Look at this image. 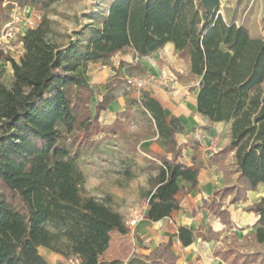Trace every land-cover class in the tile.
Instances as JSON below:
<instances>
[{"label":"trees","instance_id":"1","mask_svg":"<svg viewBox=\"0 0 264 264\" xmlns=\"http://www.w3.org/2000/svg\"><path fill=\"white\" fill-rule=\"evenodd\" d=\"M58 1L0 0V31L15 10L30 7L42 14L20 37L18 60L0 53L12 70L10 79L0 82V264H49L39 248L64 259L76 257L79 264H123L99 260L110 233L125 234L126 227L110 197L81 195L84 176L64 139L73 136L83 143L109 132L99 122L109 98L104 96L92 113L94 90L85 69L126 49L147 57L172 44L189 75L199 79L197 113L210 123L230 124L225 152H234V169L225 175L235 180L203 202L210 215L228 225L222 201L244 202L248 192L264 185V38L225 21L220 0H112L105 13L91 14L97 26L60 34L46 17ZM138 101L170 157L151 153L158 163L145 193V217L155 223L179 209L175 197L181 183L196 188L201 163L196 156L190 164L179 161L176 135L183 127L176 117L167 120L161 104L145 91ZM248 212L258 216L252 237L264 244V196ZM176 236L184 248L194 241L185 227Z\"/></svg>","mask_w":264,"mask_h":264},{"label":"crops","instance_id":"2","mask_svg":"<svg viewBox=\"0 0 264 264\" xmlns=\"http://www.w3.org/2000/svg\"><path fill=\"white\" fill-rule=\"evenodd\" d=\"M33 9L30 7H25L23 10H15L14 14H11V18H16V21L21 18H28L31 15ZM11 22V20H10ZM25 33V30L21 31L20 37ZM260 37V36H259ZM20 43V57L23 54L22 44ZM168 48V49H167ZM169 53L168 58H165L172 67L177 70L179 75H177L180 80L182 76H188L189 69L188 65L183 62H179L177 55H173L174 47L172 44H167L163 49L155 52L152 56L162 57L163 50H166ZM18 57V59L20 58ZM16 59V60H18ZM179 59V60H178ZM112 65L107 67L102 63H89L86 66L85 72L86 75H91L92 84L105 83L108 78L115 73H120L121 67H124L125 64H133L131 59H126L120 57V53L116 54L114 58L110 59ZM7 73L8 78L11 77V67L9 63ZM112 79H109L110 82ZM195 84L190 80L187 82H179L174 85V94L167 95L164 92L146 91L147 94L156 99L162 106L165 118L169 120L171 117H176L180 124L183 127L181 133L176 135L178 145L181 148V157L179 161L185 164H190L191 158L196 156L198 161L201 163V169L198 175V184L196 188L190 189L189 185L182 184L183 189L177 193L176 200L179 205V209L172 212L169 217L162 219L159 222H149L145 217V212L147 209V198L146 206L143 209V220L139 222L134 228H129L127 226L130 218V210L132 209H117L119 201L116 197H112L111 193H105L111 198L112 208L123 218V222L126 227L125 234H119L117 231H112L110 233V240L106 251L99 257V260L102 262H109L113 260L121 261L123 264H231L229 254H226V259L222 260V255L218 250L220 249L219 244L222 235L218 233L219 228L224 227L219 225L217 227V219L215 220L206 209L203 207L204 201H209L211 199L208 188H211V185L222 183L224 179L219 174H215L217 170H220L221 167V158L225 152L226 147L230 143V124L226 123H210L205 117H202L196 111V97L198 94V85L199 79L194 78ZM186 81V82H185ZM104 96V95H103ZM109 103L106 106V109L101 112L99 121L101 126L105 129H109L108 133H102L98 138L95 144L97 149L100 150L98 153L97 150L95 156H91L92 160L94 158L101 159L103 166L101 170L109 168V166L114 165V161H119V166L125 165L128 162H141L145 165H157V160L152 156L153 154H158L170 158L168 155L164 154V148L161 144V141L158 139L156 133L154 134L153 140L157 143L155 144L152 140L145 139L140 140L135 136H130V139L127 141L123 140L122 129H125L129 123L133 122V117L130 116L127 118L128 113L136 109L140 111V115L147 117L149 120V115L141 107L139 103H132L129 100L139 99V97H129L128 95H120L118 90L110 89L108 95ZM100 99L99 101H101ZM169 108V109H168ZM130 118V119H129ZM116 125L114 126V124ZM152 125L151 123H149ZM204 126V130L209 133H218V136L221 137L219 131L224 128L225 133L228 135L227 144L221 149L219 148L216 153V157H213L209 161V167L206 166L203 159L200 156V151L196 144H191L193 148V154L189 155V160H186L184 148L182 144L186 143V139L196 140V142H201L203 133H200V130H194L199 125ZM152 130L155 132L154 127ZM120 133V134H119ZM225 141V140H224ZM222 141V143L224 142ZM125 142V143H123ZM201 144V143H200ZM144 145V147H142ZM234 159V152H228ZM99 155V156H98ZM82 158V157H81ZM117 161V162H118ZM93 162V161H92ZM104 168V169H103ZM90 169L81 168L79 171L84 176V185L83 189L86 190L87 197H94L101 199L105 194H96L91 182ZM101 171V172H103ZM105 172V171H104ZM218 173V171H217ZM208 174L207 180H204V176ZM216 175V176H215ZM151 176L155 177L156 172L152 171ZM206 179V177H205ZM222 181V182H221ZM260 189V196H264V185H259L257 190ZM150 189H146V192ZM257 190L255 192H257ZM255 192H249L248 197H246L245 202H240L236 204L227 203L224 206V209L227 210L231 218L239 214V207L247 203L249 195ZM225 201V200H223ZM227 201V200H226ZM223 208V207H222ZM251 227L256 226L258 216L253 214ZM247 216V214H245ZM245 218L242 216V219ZM247 218V217H246ZM232 223H235L232 221ZM179 227H185L191 230L194 233V241L192 244L186 248L182 247L177 238V230ZM197 233L204 235L206 240H201L197 237ZM170 243V246L167 244ZM160 247H165L166 255L164 259L158 255V249ZM228 248L222 249L221 252H228ZM40 255L49 263L55 264L58 260V256L54 253H51L45 249L39 248ZM218 253V254H217Z\"/></svg>","mask_w":264,"mask_h":264},{"label":"rangeland","instance_id":"3","mask_svg":"<svg viewBox=\"0 0 264 264\" xmlns=\"http://www.w3.org/2000/svg\"><path fill=\"white\" fill-rule=\"evenodd\" d=\"M111 1L112 0H59L47 10L46 17L56 24L55 28L58 33L71 35L72 32L80 31L85 25L97 26V24L91 20V14L105 13ZM219 13L225 21H232L236 25H244L252 37L260 36L264 38V0H220ZM11 14H14V11ZM41 17L42 14L34 11L33 9V12L30 16H28V18H18L17 21L16 18L15 20H12L11 28L14 31V35L10 38H3V27L0 31V53H2L3 56L13 58L14 60L18 59L21 51L19 43L21 31H26L29 28L36 27ZM167 49L163 50V58L152 55L147 57H138L130 49L122 51L120 53V57L131 59L133 64L128 65L126 63L124 67H121L122 70H120V73H115V75L110 76L105 83L92 84V82H90L91 75H86L88 83L94 90V97L91 100L92 113L94 114V107L98 102H100V99L108 95L110 89L118 90L120 95H128L129 97L134 98L137 97V91L129 85V81H145L143 91H162L167 95L174 94V85L181 82V80L182 82H184V80L187 82L191 80L193 84H195L194 78L189 74L188 76H182L180 80L177 76L179 75V72L165 60V58H168L169 56ZM173 55H176V53L174 52ZM110 59L105 62L98 63H102L103 65L109 67L112 65V61ZM179 62L185 63L182 60H179ZM8 67L9 66L0 59L1 83H5L9 80V74L7 73ZM174 71L178 73H175ZM150 77H154L153 80L150 81ZM109 79L112 80L108 82ZM260 91L264 95V82ZM129 101L132 103H138V99H132ZM130 116H132L134 120L132 123H129L125 129H122L121 133L124 137L123 140L127 139L128 141L130 136L133 135L137 137V139H149L156 144L157 140H153L155 132L152 130L153 128L152 125L149 124L150 122L148 118L146 116H141L140 111L136 109L128 113L127 118ZM203 127L199 125L194 129L200 130V133H203L201 142L186 139V143L182 144L186 157V160L183 159V161L188 162V156L193 154L194 150L191 147V144L194 143L198 146L200 156L206 166H208L206 169L207 171L210 169L208 162L211 161L213 157L217 156L216 153L219 151V148L222 149L227 144L228 135L225 133L224 128L219 131V134L221 135V137H219L218 133L211 134L204 130L206 127ZM100 135L101 134L83 143L74 139L73 136L66 135L64 141L72 152L78 169H90L89 171L91 174L88 175H91V182L93 183L92 186L97 195L111 193L112 197H116L119 201L117 209H132L129 213L132 211L142 213L146 206V189H151L149 178L152 177V171L156 172V165L149 166L141 162L135 163L131 161L125 165L120 164L119 166V161L117 160V162L115 160L114 165L109 166V168L105 169L104 172L101 170L102 168H100L103 166L101 159L94 158L95 160H92L91 157L96 155V153H94L96 150L98 153L100 152L95 144L97 140H94ZM222 141L224 142L222 143ZM142 147H144V145H142ZM233 161L234 159L230 153L224 152L221 158L220 170H217L218 173L217 171L215 173L222 176V179L224 180L223 182L221 181L222 183L211 185V188H208L211 198L214 192L220 191L228 184L234 182V175H229L227 180L225 175L227 173H231L234 169ZM207 177L208 174L204 176V180H207ZM260 191L261 190L258 189L257 192L249 195L247 203L239 207V214L233 217V220L230 215L228 225L222 224L217 219V227H220L219 225L224 226L222 228L220 227L218 230V233L222 235L218 253L220 252V255L229 254V262L231 264H261V256L264 254V244H257L254 241L252 235L255 229L250 226L253 222L252 217L254 215L253 213L248 212V209L260 200ZM248 193L246 194V197H248ZM106 194L103 195L101 199L109 197ZM81 195H86V190L83 188L81 190ZM229 201L230 197H227L225 198V201H222V203L224 202L225 206L229 203ZM224 206L222 205V209H224ZM245 214H247V216H245ZM242 216L245 218L242 219ZM231 220L235 223H232ZM226 248H228V252H221L222 249ZM252 254H258L259 257L254 260L251 256ZM156 256H159L161 260L167 257L165 247H160L158 249V255ZM68 260L69 259L59 257L55 264H71Z\"/></svg>","mask_w":264,"mask_h":264},{"label":"built area","instance_id":"4","mask_svg":"<svg viewBox=\"0 0 264 264\" xmlns=\"http://www.w3.org/2000/svg\"><path fill=\"white\" fill-rule=\"evenodd\" d=\"M12 20H14V18H11V22ZM11 22L7 23L5 26H4V30H3V38H6V37H12L14 35V31L13 29L11 28ZM154 77H150V81L153 80ZM129 85H131L136 91H137V97L140 96L141 92L143 91V87H144V84H145V81H138V82H128ZM143 214L142 213H139V212H136V211H132L130 213V218H129V221H128V224L127 226L129 228H134L139 222H141L143 220ZM68 262H70L71 264H79V260L76 258V257H71L69 258Z\"/></svg>","mask_w":264,"mask_h":264}]
</instances>
